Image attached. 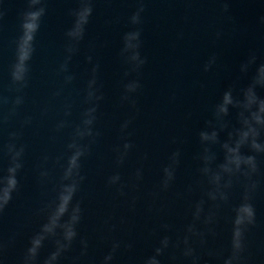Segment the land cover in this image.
Returning a JSON list of instances; mask_svg holds the SVG:
<instances>
[{
	"label": "water",
	"instance_id": "1",
	"mask_svg": "<svg viewBox=\"0 0 264 264\" xmlns=\"http://www.w3.org/2000/svg\"><path fill=\"white\" fill-rule=\"evenodd\" d=\"M77 6L76 0H46L47 12L30 61L29 85L22 93L24 102L17 115L0 127V144L7 142L9 132L18 131L22 133L19 142L26 146L24 168L18 174L19 192L0 216V243L5 245L0 264H20L29 239L44 221L38 211L54 196L52 181L60 175L55 159L65 154L74 129L81 123V114L89 106L84 101L93 65H99L97 86L103 95L94 125L100 135L81 161L85 180L76 196L83 209L79 236L59 264H74L80 257L81 238L88 242L87 255L76 264H101L114 240L121 242V248L112 264H143L162 236L168 235L173 241L182 237L192 222V206L207 187L206 182L200 183V164L194 158L201 151L198 133L211 118L212 107L223 91L233 84L237 90L247 84L255 66L247 75L239 71V66L249 54H256L257 64L264 62V0H145L140 52L147 62L138 74L125 77L127 66L119 52L123 34L132 28L128 18L138 5L136 0H95L69 71L59 73L66 55L65 32L73 21L69 10ZM26 8V0H0V92L10 102L16 94L7 90L8 67L14 59L13 41L20 34V14ZM89 55L92 63L87 61ZM212 56L216 62L205 72L204 64ZM65 75L75 78L65 83ZM133 79L141 85L132 94L135 107L121 100L123 83ZM56 92L60 95H54ZM10 107L11 103L3 110ZM66 110L70 115H65ZM26 118H31V123L24 125ZM226 119L236 124L235 110ZM126 120L131 123L121 133ZM61 121L66 126L57 131ZM122 136L134 147L123 165L117 166L113 148L122 145ZM224 138L226 133H221ZM176 150L181 153L176 178L167 191H162V168ZM213 151L216 162H221L219 146ZM45 156L50 158L46 164ZM260 159L264 161V157ZM0 166H7L6 158L0 160ZM40 166L51 172L47 183H41ZM138 168L143 171L139 182L134 176ZM261 169L264 171V162ZM116 172L125 185L124 195L118 192L120 185L107 184L108 177ZM261 182L254 201L257 225L248 234L246 264H264V177ZM241 191L239 185L234 187L231 203L219 210L215 237L208 235L203 247L195 245L201 264H222L223 256L228 255L231 205L239 201ZM209 206L210 202L205 210ZM164 224L169 230L163 229ZM197 227L202 229L203 225L197 223ZM129 243L130 250L124 247ZM53 247L51 241L45 242L40 264ZM208 251L219 255L208 256ZM172 255L177 257L175 261ZM161 262L190 264L180 250L172 248Z\"/></svg>",
	"mask_w": 264,
	"mask_h": 264
},
{
	"label": "clouds",
	"instance_id": "2",
	"mask_svg": "<svg viewBox=\"0 0 264 264\" xmlns=\"http://www.w3.org/2000/svg\"><path fill=\"white\" fill-rule=\"evenodd\" d=\"M77 7L69 10V15L73 17L72 26L65 32V58L59 66V73H68V65L73 55L78 52L79 44L84 39L86 26L93 13L95 0H76ZM145 0H136L137 8L128 18L132 28L122 36V47L119 52L120 59L126 70L124 76L131 73H139L140 69L147 62L141 56L142 45V17L145 11ZM27 8L20 14V25L18 37L13 41L14 59L8 67L9 82L7 90L15 93L14 99L9 100L8 96L0 92V127L7 124L10 119L17 115V109L24 102L22 95L24 89L29 85L33 54L35 53V39L41 21L46 15V0H26ZM228 5L224 4L227 11ZM264 22V17L261 18ZM93 57H87L88 63H92ZM216 62V57L212 56L205 64L204 71L208 72ZM255 66L251 77L246 85L238 90L235 84L228 86L220 96L219 101L213 105L211 118L205 122V127L198 133L201 151L194 157L200 164L198 172L206 182V190L203 197L192 206V222L184 229L182 237L177 236L173 241L168 235L162 236L158 241L152 254L145 257L143 264H162L163 257L169 248L180 250L181 256L190 264H201V256L197 252L195 245L201 247L207 244L206 237H215L214 225L218 223L219 210L231 203V193L237 185L242 189L239 201L231 205V217L228 222L231 225V236L229 241V253L222 258V264H246V253L248 249L247 238L250 231L257 225V215L255 207V197L261 189V178L264 171L261 169L260 158L264 157V62L257 64L255 53L249 54L248 58L239 66V71L247 75ZM99 65H93L91 75L87 82L85 94V104L89 105L81 114V123L73 131L69 143L66 145L65 154L55 159V165L60 168L58 179L53 182L54 196L47 200L39 209L38 214L44 217L39 230L35 232L28 241L20 264H40L41 249L46 241H51L53 250L43 259L42 264H59L62 256L69 252L73 243L77 240L78 226L83 217L81 201L76 199L80 191V185L85 180L82 175L81 161L90 154V147L95 143V138L100 135L94 130L96 113L99 102L103 95L97 86V73ZM75 77L65 75V83H71ZM138 79L123 83L122 101H128L135 107L136 101L132 99V94L140 89ZM54 95H60L56 92ZM11 107L5 112L4 106ZM70 107V106H68ZM235 110L236 124H232L226 119ZM70 115V111L65 112ZM31 118L23 121L24 125L30 124ZM131 121L126 120L121 125V133H124ZM66 123L61 121L57 124V131L64 128ZM221 133H226V138L221 139ZM22 133L13 131L8 133L6 143L0 144V160L6 158L7 166H0V216L13 200V195L19 192L20 182L18 174L24 168V154L26 146L20 143ZM122 145L118 144L113 148L116 154L115 162L117 166L123 165L126 157L134 145L124 136ZM87 140L88 143H83ZM219 146L223 153V159L217 163V154L213 151L214 146ZM181 153L176 150L168 157V163L162 168V178L159 188L167 191L176 178V169L180 163ZM147 159V156L144 157ZM50 158H43L45 164ZM63 161V163H62ZM137 182L143 179L142 169L135 171ZM39 177L41 183L51 180V172L46 167L40 166ZM107 184L120 185L118 192L124 195L119 172L108 177ZM191 191V188L189 189ZM210 202V206L205 210V205ZM197 223L203 225L198 228ZM164 230H169V225H162ZM80 257L87 255L88 242L80 239ZM126 249H131L132 244H125ZM5 245L0 243V254L3 253ZM121 248L120 241H113L111 250L103 257L101 264H112L115 253ZM208 256L219 255L213 251H208ZM76 257L74 264L80 259ZM177 257L171 256L175 261Z\"/></svg>",
	"mask_w": 264,
	"mask_h": 264
}]
</instances>
